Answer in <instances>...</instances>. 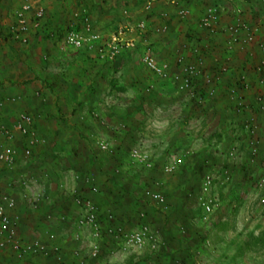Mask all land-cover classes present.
<instances>
[{
  "label": "rangeland",
  "instance_id": "374dc122",
  "mask_svg": "<svg viewBox=\"0 0 264 264\" xmlns=\"http://www.w3.org/2000/svg\"><path fill=\"white\" fill-rule=\"evenodd\" d=\"M13 1L12 3V0H0V5L9 3L14 5L12 9L8 10L9 14L5 16L7 18L5 24L13 21L15 12L25 0ZM257 2L264 5V0H239L237 15L234 11H230L221 17L220 28L216 32L217 39L215 35H208V37H214L213 40L218 41L222 46L221 58L228 62L227 65H223L222 69H226L233 61L235 62L236 58L229 64L230 60L228 59L232 55L230 53L248 54V61L244 64L243 72H239L238 83H236V88H239L240 92L244 94L247 92L249 94L251 91H248L250 90L248 86L255 83V81L249 80L248 72L256 75L255 70L260 63L258 62L260 57H262L260 45L264 44V11ZM43 4L46 11L45 17L39 22L40 26L33 29L36 31L32 33L31 42L27 46L19 43L22 45L20 47L26 48V50L37 46V44L39 48L42 47V43L37 40L38 37L41 40L42 35L46 36L50 45L59 48L60 45H63L64 37L69 33L86 37L89 33H94L101 35L103 39H108L109 36L111 38L121 30L129 29L127 34L143 35L142 38L146 39L149 44L145 49H155L153 50L155 55L161 53L162 56L164 53V50L159 51V48H155L153 44L150 45L151 39H157V35L150 33V26L148 32L140 33L137 30V25L141 22L149 25L147 19L151 16L144 12H150L152 9L147 10V5L144 12H141L140 9L125 8L120 0H44ZM214 5L216 6V4ZM242 6H246L244 8L246 11ZM76 14L79 16L77 17ZM174 14V17L177 18L175 12ZM84 15L89 17L90 28L85 25ZM261 15L263 16L262 22L259 19L255 21V18H259ZM189 17L192 18L195 15ZM144 19L147 22L142 21ZM238 21H242L250 27V31L255 37L252 44L243 46L240 41L235 42L231 34L225 30ZM188 31L192 33V27H189ZM197 33H194L193 30V34L198 35ZM206 42L211 43L212 40L209 41L207 38L203 43ZM203 43L200 48L203 51H209L202 46L207 45ZM192 46L198 48L196 43ZM145 49L144 46L140 49L137 46L134 50L125 52L124 57L128 58V61L124 58L119 60V57L117 61L110 64L112 71L117 65L120 68L111 75L114 77L112 82L117 81L114 88L110 82V89L100 91L101 95H105L104 99L108 101V105H104L100 108L101 110L94 108L86 112L88 116L90 114L101 118L102 115L105 118L104 128L106 129H102L105 134L102 141L96 142L92 139L90 142L96 152V163L103 165L102 171L91 169L89 172L85 168L79 175L80 179L85 178V182L77 181V176L75 175L73 178L70 171L63 170L60 175L58 172L50 170L48 165H56L61 162L65 166L69 161H62L66 160L65 155L54 156V152H56L54 148L52 150L45 149L50 153L44 150L46 154H41V160H37V163L34 162L36 149L26 159L24 150L22 163L27 165L26 170L20 171L15 168L14 165L18 158L12 166L0 164V199L7 195L18 204L17 196L19 194L24 196L22 199L26 202V206L36 212L44 207L43 204H49V201L43 200V202H38V205L37 202H34L38 192L48 190L45 187L51 183L58 185L62 178H65L66 182L68 178L71 183L73 179L75 182L74 186L72 183V188L69 184L66 187L64 184L61 185L69 203L68 208L64 209L61 216L53 215V212H49L48 216H42L37 231L25 238H21L15 225L17 235L28 241L36 238L44 240V232L51 226L69 230L66 239H71L73 246L71 251H63L62 261L58 262L54 255L49 258H20L11 251L0 250V264H68L67 260L69 259L75 263L79 260V264H264V187L259 184L260 179L264 177V111H260L256 99L255 102L253 100L254 106L251 105L250 108L253 109V114L256 115L258 121L251 123L255 130L254 138L258 139L260 143L259 152L253 157L248 149L250 137L245 128V125L250 122L247 119L248 114L242 115H246V120L244 119L243 122L235 121L238 116L234 114V107L224 106L222 108L220 106L227 95L220 94V89L218 90L216 87H214L215 95L209 96V102L201 105L193 103L190 100L191 93L180 91L172 81V77L181 72V67L177 65L176 60L175 64H173L174 62H164L170 69L168 79L155 78L147 73L148 71L142 63L141 56ZM199 52L197 49L194 53L197 56V62H188L186 58L185 62H200V56L207 53ZM209 54L212 55V53ZM159 59L161 60L160 57ZM172 64L175 71H172ZM224 66L226 67L224 68ZM213 70L215 69L213 68ZM128 71H130L129 75H125ZM131 72L133 73L130 74ZM123 76H127L125 80ZM119 81L123 83L119 84ZM203 81H205L204 84H197L199 81H195L193 94H196L195 96L199 99L201 98L204 103L206 95H201V93L205 90L208 91V95L210 90H213L210 86L213 83H208L207 79ZM148 87L151 89V93L146 91ZM40 93L44 95V98L48 95L43 90ZM155 94L162 97L161 99H164L165 103L151 101ZM248 94L246 96L250 97ZM217 97L222 98L221 104L219 103L220 105L210 113L215 115L218 111L220 113L224 111L222 115L224 118L217 122L216 119L213 120V117L209 123L203 125L201 121L197 120V115L202 114L203 116L202 112H207L214 100L215 102L219 101L216 100ZM230 120L231 122H229ZM125 125H131V135L130 137L127 135L125 138H128V141L133 139L135 146L131 147L130 154L122 160L119 158L116 161L112 154H107L102 149L99 150V146L100 144L108 145L109 151L114 149L113 153L115 154L116 147L122 143L123 138L120 137H123L125 133ZM171 129H176L178 136L177 139L174 138L177 141L173 146L170 144L171 140H168ZM42 139L45 143L49 141L48 138L42 137ZM125 145L127 143L123 146ZM135 149H140L141 158L133 157L132 152ZM51 151H54L53 155ZM232 154L234 156H231ZM175 157L181 159V167L175 164ZM188 165H191L194 170L183 171ZM200 165L203 166L204 171L199 170L196 176L195 172ZM167 166H174V169L170 173L166 172ZM91 176L95 180L102 181H97L98 183L105 185L106 197L100 198L99 196L96 201L100 213L103 215L99 219L103 228L100 237L76 227L79 211L74 206V200L78 196L94 195L86 184L89 183L88 177ZM207 176L212 178V183L208 190L204 191V182ZM24 177L36 180L37 184H31L29 188L25 189L20 184ZM189 181L190 185L196 187L195 195L189 197L191 200L187 201L184 208H180L179 215L178 205L182 203V200L184 201V189ZM147 193L162 195L165 204H158L149 198ZM137 198L140 201L136 207ZM202 200L213 201V213L207 221L204 220ZM123 213L126 215L122 217L121 225L125 231H136L143 226L150 229L146 245L139 251L121 252L119 250L120 242L114 239L106 229L105 217L107 214L122 215ZM49 217L52 219L50 220ZM61 217L65 220H61ZM179 218L180 220L184 219L182 224L179 223ZM55 234L60 235L61 233L59 231ZM64 237V235L61 236V238ZM46 243L48 244V241ZM95 243L99 244L101 249L98 258L91 256V247Z\"/></svg>",
  "mask_w": 264,
  "mask_h": 264
},
{
  "label": "crops",
  "instance_id": "0c3cea01",
  "mask_svg": "<svg viewBox=\"0 0 264 264\" xmlns=\"http://www.w3.org/2000/svg\"><path fill=\"white\" fill-rule=\"evenodd\" d=\"M214 1L215 0H120V3L125 5L127 9L132 7L135 10L140 9L141 12H144L146 5H153L152 11H146L144 13L151 16L148 19L146 18L149 21L150 33L157 35V39H151L150 45L153 44L155 48H159V51L164 50L162 56L161 53L156 55L161 58L160 60L159 57H157L161 63L174 62L173 64H175L176 56L179 55V53L185 56L186 61L197 62V56L194 55L197 49L200 51L199 53H207L200 56V61L203 63V75L198 79V84H204L205 81L203 80L207 79L213 83V85H210L211 88L214 89V87H216L218 90L220 89V94H226L227 97H224L225 100L223 104H221L222 98H219L220 96L217 97L216 100L218 99L219 101L215 102L214 100L210 109H208L207 112H202L203 116L206 113L204 117L202 114L197 115L198 121H201V123L205 125L209 123L210 119H213V117V120L216 119L217 122L223 120L224 116L222 115L224 111L221 113L218 111L215 115H213L214 113H210L211 110H215L221 104L220 106L222 108L224 106L234 107V114L238 116L235 121L243 122L244 119L246 120V115H242L248 114L247 119L257 123L258 119L256 115L253 114V109L250 108L251 105L254 106L253 100L255 102L256 99L254 97L262 91L257 82L256 75H252L248 72L249 80L252 82L255 81V83L250 86L248 82V88H250L248 91L251 92L249 94L247 92L246 94L250 95V97L242 93L244 104L240 112L236 108L237 102L232 101L229 96V91L237 86L238 74L239 72H243L244 64L248 61V54L230 53V55H232L228 59L231 61H229V64L232 63L234 58H236L235 62L233 61L229 67L224 66L226 69H222L223 65L228 64V62L221 58L222 46L219 45L218 41L213 40L214 37H208V35H215L216 38L218 34L203 31L199 26V21L202 16L207 9L214 6V4L219 5L221 17L224 16L226 12L230 11H234L237 15L238 5H240V3H238L239 0H229V4H227L228 2L226 0H216L215 3ZM13 2L12 0V3ZM12 3L0 5V103H5V106L0 110V126H12L25 114L32 116L35 120V132L41 138L49 139V141L46 140L47 142L44 145L35 148L36 150L34 149V162L37 163V160H41V154H46L44 153L45 149L50 148L52 150V148H54L57 152L53 151L54 156L61 157L65 155L67 158L62 161L69 162L65 166L62 165L61 162L56 165H48L50 170L58 172L60 175H62L63 170L70 171L73 178L76 175L77 181H81L83 180L79 177L81 173H78V171H80L78 164L79 160H77L75 155H90L91 149L88 147V144H90L89 142H91L92 139L96 140V142L99 140L102 141V137L105 135L102 129H106L104 128L105 118L102 115L101 118L97 117V119L94 115L92 116L89 114L88 116L86 112L94 108L100 109L104 107V105H108V101L104 99L105 95H101L100 91L107 90L108 88L110 89V82L116 84L117 81L112 82L114 77H111V75L118 71L120 66L117 65L112 71L110 70V64L112 63H108L110 61H107L105 58H100L98 52H88L83 49L75 50L70 47H65L64 45H60L58 48L54 45H50V41L47 40L45 35H42L43 38L41 40L39 37L37 39L42 43V47L40 48L38 44V47H31L27 50L26 48L20 47L22 45L14 40L11 35V25L13 21L11 20L12 22L10 21L5 24L7 20L5 16L9 14L8 10L14 7ZM257 4L261 5V3L258 2ZM261 6L264 11V5ZM242 7L244 9L246 6ZM181 8L189 11V15L185 19L174 17L175 9ZM244 11L246 10L244 9ZM164 13L170 14L171 19L157 21L160 15ZM191 15H195V17L190 18L189 16ZM146 19L142 21H146ZM257 19L262 22L263 16L261 15L259 18H255V21ZM161 26L167 27L166 32L157 33V29ZM189 27H192V33L188 31ZM193 30L194 33L198 32V35L193 34ZM35 31L36 30H33L32 33H35ZM142 36L140 34L138 35V33H125L123 38L135 41L140 47L144 46V48H146L149 44ZM207 38L209 41L212 40V42L203 43ZM195 43L198 48L192 46ZM202 43L207 44L202 46L209 51H203V49L200 48ZM229 44L232 43L229 42ZM208 53H212V55H208ZM217 53L220 54L218 55ZM124 55L125 52L120 55L119 60L124 58V60L128 61L129 59L125 58ZM225 58L227 57L225 56ZM261 58L262 57H260V59ZM260 59L258 62L261 61ZM253 62L255 61L253 60ZM173 64L172 71H175L176 69L173 68ZM213 68L215 70H213ZM130 71L125 73V75H129ZM132 73L133 72L130 74ZM147 73L153 76L149 71ZM126 77L123 76V79L125 80ZM118 83L122 84L123 82L119 81ZM41 90L48 93L46 98L40 93ZM35 92L37 93L36 95ZM40 94L41 96H39ZM195 95L196 94H191L192 97L190 100L193 103L196 102L198 105H201L210 101L208 95L205 96L204 103L201 98L199 99ZM161 98L162 97H158L155 94L151 101L159 103L163 101V103H165V100ZM12 99H16V102H12ZM229 122H231V120ZM171 130L168 140H171L170 144L173 146L178 136L176 135V129ZM46 144H49L51 147L46 146ZM10 145L17 151L18 160L14 165L15 168H18L17 170L20 171L26 170L27 165L22 163L25 157L24 150L27 148L26 139L21 135H16L14 141L10 143ZM91 145L93 146V144ZM45 151L50 153L48 150ZM181 158L184 157L181 156ZM73 159H75L74 163L71 161ZM174 161L177 166L182 164L179 157H175ZM88 167L89 170L92 169L100 172L102 171L103 165L102 163H96L95 165L91 163ZM99 174L101 175V173ZM64 179L65 178L60 179L58 185L51 183L49 186L45 187L49 191L45 189L46 198L43 201H49V204H43L44 207L38 212L26 206V202L22 199L24 196L22 197L18 194V204H16L14 210L10 211V215L13 217L21 238L30 237L32 232L37 231V227L40 226L39 220L42 216L50 215L49 212H53V215L61 216L63 211L68 208L69 203L64 196L65 192L61 189V185L64 184L66 187L69 184L72 188V183L74 186L75 182L74 179L72 183L69 178L67 182L64 181ZM48 228L49 229L44 232V240L46 242L48 241L51 246L56 245L60 247L62 253H64L63 251L65 250L71 251V247L73 246L71 239H66L70 231L57 228L56 226ZM59 231L61 234H57V236L55 233H59ZM47 233L54 234L56 239L52 242L49 241L46 235ZM63 235L65 237L61 238ZM62 253L61 255H63ZM68 255L70 256V254ZM67 262L68 264H79V260L75 263V261L69 259Z\"/></svg>",
  "mask_w": 264,
  "mask_h": 264
},
{
  "label": "built area",
  "instance_id": "2783aa9c",
  "mask_svg": "<svg viewBox=\"0 0 264 264\" xmlns=\"http://www.w3.org/2000/svg\"><path fill=\"white\" fill-rule=\"evenodd\" d=\"M44 0H25L21 7L15 12L13 18L14 23L11 25V33L14 40L18 41L22 45L27 46L31 42L33 29L38 28L39 22L45 16ZM152 4L147 5V10L152 9ZM189 11L182 9L177 11L176 16L179 19H185L188 17ZM78 17L79 14H76ZM161 19H171L169 14H164ZM85 25L90 28L89 17L84 15ZM221 24V14L219 5H214L207 9L205 14L199 21V26L203 31L210 33H216ZM138 32L144 33L148 31L147 23L141 22L138 25ZM167 27L161 26L157 29V33L166 32ZM231 34L235 42L240 41L243 46H248L254 42V34L250 31V27L244 23L238 21L237 23L227 27L225 29ZM127 30H121L114 34L110 39H103L101 35L89 33L86 36L79 35L76 33H69L64 37L63 45L70 47L75 50L87 49L90 52H98L100 58H105L107 61H115L122 50H134L136 48V42L126 40L123 38ZM131 31V28H130ZM245 33V34H243ZM261 49V61L257 65L255 73L257 82L261 88L260 94L256 97V104L260 108L259 110L264 111V44L260 45ZM155 52L152 49H146L143 53L142 63L144 67L153 75L155 78L166 80L169 77L170 69L167 64H163L159 61ZM177 65L181 67V72L172 77V81L176 84L180 91L190 92L193 94L195 90V81H197L201 75H203V63H186L184 55L176 56ZM211 82V81H207ZM215 95L214 89L210 90L208 96L213 97ZM229 96L232 101L237 102V110L240 112L243 109L244 97L242 93L237 89L233 88L229 91ZM12 102H16V99H12ZM4 107V103L0 104V110ZM253 120H250L245 125L246 132L250 137L248 139V149L251 156H256L259 152V140L254 138L255 130L253 127ZM35 120L30 115H22L19 120L11 127L4 125L0 126V164L12 166L17 159V151L10 143H12L16 135H21L27 141V148L25 149V157L29 158L32 155V151L41 145L45 144V141L35 132L34 130ZM100 147L104 151H109L108 145L100 144ZM133 157L141 158L142 154L140 149H135L132 152ZM231 156H234L233 154ZM174 166H167L166 172H171ZM212 183V178L207 176L204 182V191H207ZM21 186L25 189L29 188L31 184L36 185L37 181L30 178H23L21 180ZM259 184L264 187V177L260 179ZM91 192L96 194L98 189L95 186H91ZM147 196L157 202L158 204L164 205L165 199L160 194H150ZM46 198L45 192L40 191L34 198V202H41ZM202 207L204 211V220L213 213V201L202 200ZM74 206L78 209L79 215L76 220V227L80 230L90 231L94 233L96 237H100L101 224L99 222L98 207L95 202L89 198L78 196L75 197ZM16 208V202L13 198L7 195L2 196L0 199V250L11 251L18 255L20 258L28 257H43L49 258L55 256L58 262L62 261L61 249L58 246H51L47 244L43 239L36 238L34 240H23L17 235L15 223L13 217L10 215V211ZM51 220L52 217H49ZM111 221L113 217L110 216ZM61 220H65L61 217ZM108 233L114 237V239L120 242L119 250L121 252H129L132 250H141L146 245L147 237L150 233V229L147 226L139 228V230L128 232L123 227H114L108 230ZM49 241H54L56 236L52 233L46 234ZM101 253L99 244L95 243L91 247L92 258H98Z\"/></svg>",
  "mask_w": 264,
  "mask_h": 264
},
{
  "label": "trees",
  "instance_id": "16d2710c",
  "mask_svg": "<svg viewBox=\"0 0 264 264\" xmlns=\"http://www.w3.org/2000/svg\"><path fill=\"white\" fill-rule=\"evenodd\" d=\"M180 10H182V8L181 9H177L176 11H175V13H177V11H180ZM164 14H168V13H164ZM164 14H162V15H160V18L164 15ZM45 17V16H44ZM178 18V17H177ZM161 20H164V19H161ZM14 19H13V23H14ZM150 25H148L147 26V28L149 27ZM149 31V30H148ZM147 31V32H148ZM12 35V34H11ZM12 37H13V35H12ZM14 38V37H13ZM137 46H138V49H140V46L138 45V44H136ZM145 49V48H144ZM148 49V48H147ZM82 50V49H81ZM83 50H86V51H88L87 49H83ZM154 50V49H153ZM126 51H130V50H128V49H124V50H122L121 51V53H123V52H126ZM145 50H143V52H144ZM88 52H90V51H88ZM121 53H120V55H121ZM120 55H119V57H120ZM118 57V58H119ZM117 58V59H118ZM117 59L115 60V61H117ZM115 61H112V62H108V63H114ZM196 84V83H195ZM198 84V83H197ZM114 85L115 84H112V87L114 88ZM146 91L147 92H149V93H151V89L148 87V89H146ZM145 91V92H146ZM146 92V93H147ZM208 92V91H207ZM207 92L204 90V91H202V93H201V95H207ZM196 103V102H195ZM1 104V103H0ZM4 106H5V103H4ZM99 117V116H98ZM13 126V125H12ZM6 127H11V126H6ZM131 127V125H125V133L123 134V137H120L121 139H122V143L120 144V145H118L117 147H116V149H115V154L113 153V151H114V149L113 150H110V151H106V153L107 154H112L113 156V158L116 160V161H118L119 160V158L122 160L124 157H126L128 154H130L131 153V147L134 145L135 146V141L133 140V139H130V141H128L126 138H125V136H127L128 135V137H130V135H131V133H130V128ZM88 141V140H87ZM90 143V142H89ZM125 143H127V145H125V146H123ZM91 144L92 143H90V144H88V147H90V149H91V151H90V155H87V154H85V155H75L76 157H77V160H79L78 161V164H79V169H80V173H81V171H83L85 168H86V170L89 168L88 166H90V164L92 163V165H95L96 164V152H95V150H94V148H92V146H91ZM101 149V147L99 146V150ZM117 155V156H116ZM118 157V158H117ZM74 160L75 159H73V160H71L72 161V163H74ZM115 162V161H114ZM183 168H184V166H183ZM89 170V169H88ZM189 170H194L193 169V167L191 168V165H188V167H185L184 168V170L183 171H186V172H188ZM199 170H201L202 172L204 171L203 170V166L202 165H200V167L197 169V171L195 172V174H196V176H197V173H199ZM91 171V169L89 170V172ZM193 176V175H192ZM89 178V183H86L89 187H90V189H91V186H95L97 189H98V192L96 193V194H92L93 196H88V197H86V198H89V199H91V200H93L94 202H95V204L97 205V207H98V214H99V219H100V216H103L101 213H100V208H99V206H98V204L96 203V201H97V197H99L100 196V198H104V197H106V192L104 191L105 190V185L104 184H100V183H98V182H102L101 180H95V178L94 177H88ZM115 178V177H114ZM116 179V178H115ZM115 179H113V180H115ZM85 180V178L83 179V181ZM98 181V182H97ZM85 182V181H84ZM199 188H197V191H199L198 190ZM195 191H196V187L195 186H193L192 184L190 185V181L187 183V185H186V187H185V189H184V194H185V196H184V201L182 200V203L180 204V205H178V208H179V215H180V208H184V206L185 205H187L186 203H187V201H189L190 202V200L191 199H189V197L191 196H194L195 195ZM84 197V196H83ZM138 199V198H137ZM137 201V200H136ZM140 201V199H138V201H137V205H136V207L138 206V202ZM125 203H126V201H125ZM126 208L128 207V206H125ZM167 208H169L168 206H167ZM175 212H177V211H175ZM126 213V212H125ZM125 213H123L122 215H120V214H118V215H113V214H105L106 215V217H105V225H106V229L107 230H109L110 228H114V227H123L122 225H121V221H122V217H125ZM104 215V216H105ZM181 215H182V213H181ZM110 216H112L113 217V220L111 221V219H110ZM186 216V215H185ZM182 218H186V217H182ZM102 220H104V217H102ZM179 223L180 224H182L183 222H184V219L183 220H180V218H179ZM99 222H100V220H99ZM178 223V222H177ZM105 229V228H104ZM102 230H103V228H102ZM114 238V237H113Z\"/></svg>",
  "mask_w": 264,
  "mask_h": 264
}]
</instances>
